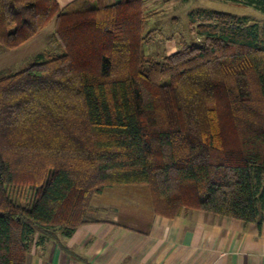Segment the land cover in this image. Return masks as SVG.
<instances>
[{"label": "trees", "instance_id": "16d2710c", "mask_svg": "<svg viewBox=\"0 0 264 264\" xmlns=\"http://www.w3.org/2000/svg\"><path fill=\"white\" fill-rule=\"evenodd\" d=\"M146 2L0 0L1 48L54 22L59 49L0 77V264L93 222V196L120 186L166 218L264 220V25L199 9L195 41L157 57Z\"/></svg>", "mask_w": 264, "mask_h": 264}, {"label": "crops", "instance_id": "0c3cea01", "mask_svg": "<svg viewBox=\"0 0 264 264\" xmlns=\"http://www.w3.org/2000/svg\"><path fill=\"white\" fill-rule=\"evenodd\" d=\"M62 9L75 0H56ZM120 0H102L111 5ZM180 0H147L157 17ZM51 22L15 51L36 45ZM167 55L177 50L173 36L165 37ZM154 42V41H153ZM13 50V51H14ZM121 187V188H120ZM108 188L105 198L92 199L95 216L75 232L33 243L27 264H264V220L245 223L199 210H184L166 218L155 214L143 187Z\"/></svg>", "mask_w": 264, "mask_h": 264}, {"label": "rangeland", "instance_id": "374dc122", "mask_svg": "<svg viewBox=\"0 0 264 264\" xmlns=\"http://www.w3.org/2000/svg\"><path fill=\"white\" fill-rule=\"evenodd\" d=\"M199 9L228 12L246 17L250 24L264 25V15L251 7H243L224 0H180L176 4L165 6V10L157 13L158 16L153 20L149 19L146 30L154 29L158 35L154 42L145 46V53L157 57L167 55L168 46L165 44V37L170 35L174 37L176 43L181 40L188 43L194 42L196 38L190 33L189 20L190 14ZM51 33L52 28L46 29L37 44L28 48L27 52L21 53V51L6 50L0 47V77L36 62L40 54L46 56L59 52V49L52 44ZM105 194L102 197L96 196L105 198ZM94 198L96 197L93 196L92 199ZM89 216L94 217L95 214L90 213Z\"/></svg>", "mask_w": 264, "mask_h": 264}]
</instances>
